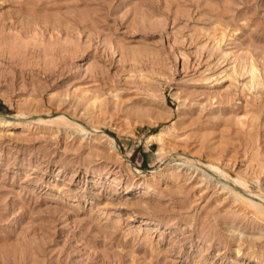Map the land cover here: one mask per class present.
Wrapping results in <instances>:
<instances>
[{
  "label": "rangeland",
  "instance_id": "obj_1",
  "mask_svg": "<svg viewBox=\"0 0 264 264\" xmlns=\"http://www.w3.org/2000/svg\"><path fill=\"white\" fill-rule=\"evenodd\" d=\"M1 117L0 264H264V0H0Z\"/></svg>",
  "mask_w": 264,
  "mask_h": 264
},
{
  "label": "bare ground",
  "instance_id": "obj_2",
  "mask_svg": "<svg viewBox=\"0 0 264 264\" xmlns=\"http://www.w3.org/2000/svg\"><path fill=\"white\" fill-rule=\"evenodd\" d=\"M58 115V114H57ZM64 115H66V113H64V112H62V114L59 116H57V117H55L54 119H53V121H61V122H67V119L66 118H64ZM52 121V120H51ZM8 121L7 120H5L4 118H0V123H4V124H6ZM81 130H84V129H82L81 128ZM112 142H113V140H111ZM110 141V142H111ZM111 147H112V149L113 150H116L115 148V146H114V142L113 143H111ZM190 161H192V160H190V159H185V164H187V163H189ZM211 169L213 170L214 169V167L212 168L211 167ZM216 169V168H215ZM217 172V171H216ZM137 174H141L140 172H136Z\"/></svg>",
  "mask_w": 264,
  "mask_h": 264
}]
</instances>
